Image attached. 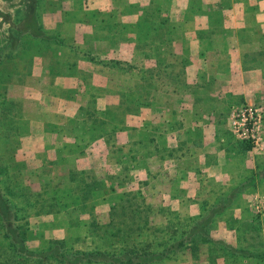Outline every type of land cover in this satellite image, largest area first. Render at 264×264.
Segmentation results:
<instances>
[{"label": "crops", "instance_id": "0c3cea01", "mask_svg": "<svg viewBox=\"0 0 264 264\" xmlns=\"http://www.w3.org/2000/svg\"><path fill=\"white\" fill-rule=\"evenodd\" d=\"M46 4L40 19L47 37L58 42L54 58L76 73L52 76L56 65L44 62L36 49L31 74L6 84L5 97L21 100L26 130L14 156L25 166L95 173L109 192L96 209H109L119 191L145 183L150 204L164 203L181 215L201 213L257 174L256 184L264 181V136L261 150L247 148L232 126L243 105L264 110V0ZM75 52L84 57L71 60ZM147 74L151 88L144 100L138 88L147 84ZM64 90L73 93L68 97ZM88 101L94 103L92 114ZM247 193L242 189L240 195ZM258 195L264 197L263 183L250 197ZM217 230L229 249L201 261L191 258L193 264H262L253 254L233 256L236 227ZM172 261L179 259L160 264Z\"/></svg>", "mask_w": 264, "mask_h": 264}, {"label": "rangeland", "instance_id": "374dc122", "mask_svg": "<svg viewBox=\"0 0 264 264\" xmlns=\"http://www.w3.org/2000/svg\"><path fill=\"white\" fill-rule=\"evenodd\" d=\"M47 2L49 0H38L36 7L39 24L45 35L46 31L41 24L40 12L44 6L49 7L46 4ZM21 7L22 0H0V195L7 198L12 205L16 223L28 249L34 252H42L53 245V241L62 240L67 251L104 250L109 252L122 245L120 238L126 237L125 229L128 227L133 228L130 233H132L134 240L152 243L154 247L165 243L171 237L174 239L179 237L181 230L186 229L192 223V219L204 212L205 208L196 215H181L176 213L175 208L172 209L164 203L162 205L153 203L152 205L148 201L145 183H140L137 184V188L134 187L135 189L119 191L118 198L125 193L128 194L127 199L131 201L121 200L120 202V200L117 201L118 198L116 197L114 203L125 204L126 206L132 203L135 208L146 205L148 210L132 218L127 207L119 209L115 214V223L112 226H107L106 224L110 220V208L98 207L96 209V205L104 203L105 199L103 197L109 192L96 189L101 192V197L97 201L88 200L83 204H78L76 201L78 196L92 191L90 188L85 190L84 187L89 186L94 180H99L95 173L91 174V172L69 167L63 168L62 173L52 166L40 169L28 167L25 166V160L14 156L16 149L20 146L19 134L26 130V122L20 119L21 100L5 97L6 84L22 83L24 78L31 74L33 65L31 54L36 49H39L43 54L44 62L52 66L56 65L50 70L52 76L61 73H76L70 64L67 65L65 61H56L53 46L57 45L58 42L50 37L39 39L27 35L24 36L22 43L12 53H6L7 51L2 50L4 37L7 34L5 32L11 26L16 10ZM75 53V55L69 56L71 60L84 57L77 54V52ZM80 75L83 80L89 77L84 72ZM147 75V84L138 88L141 98L144 100H146L151 88L150 74ZM82 89L93 94L101 92L93 87L83 86ZM72 93L71 90H64L63 92L68 97ZM141 104H145V101H142ZM86 105L87 112L92 114L94 103L88 101ZM89 135L94 136L95 131L90 132ZM49 173L51 174L49 175ZM145 182L147 183V181ZM258 183L264 184V181ZM259 184L245 187L243 191L246 190L247 195L242 197L239 194L229 207L216 215L211 225L213 226L211 236L215 240L222 239L217 230L219 226L237 227L240 234H247V236H250L253 231L247 232L245 226H264V197L261 195H258L257 198L250 197V194L253 190L255 191ZM91 193H94V190ZM259 198L262 200H259ZM215 201L216 199L213 203ZM255 203L259 204V207L256 208ZM84 204L88 205L85 206ZM203 205L205 206V204ZM236 207L246 209L248 214L237 215L235 212ZM251 210H253L252 213H250ZM138 225H143V228L135 230L134 227ZM251 240L250 237L248 240H244L245 242L239 239L238 243L240 246H245V243L251 242ZM211 244L201 245L197 258L193 257L189 251H184L177 253L169 260L179 259L177 263L171 262L174 264H193L191 258L194 261H201L203 256L207 258V256H211L210 254H216ZM254 245L252 250H262L261 243H254ZM0 264L37 263L16 255L8 237L5 236L0 227ZM43 264L58 263L50 260ZM194 264H205V262H194Z\"/></svg>", "mask_w": 264, "mask_h": 264}, {"label": "trees", "instance_id": "16d2710c", "mask_svg": "<svg viewBox=\"0 0 264 264\" xmlns=\"http://www.w3.org/2000/svg\"><path fill=\"white\" fill-rule=\"evenodd\" d=\"M37 3L38 0H22V7L16 10L15 18L11 22L12 24L7 29V32H5V34H7L4 37L5 40L2 50L7 51L6 53H12L15 51L22 43L24 36L28 35L39 39L47 38L45 32L39 24L38 13L36 11ZM133 100L134 99L130 102H133ZM246 147L251 148V145L247 144ZM256 177V180L253 178L252 182L241 184L232 189L229 193L219 196L214 203L205 207L204 212H202L195 219H192V223L188 225L186 229L181 230L179 237L175 239L171 237L170 240L167 239L165 243L158 244L155 247L152 243L150 244L149 242L137 241L136 239L134 240L132 233H130L133 228L128 227L125 229L126 237L120 238L122 245L109 252H105L104 250L67 251L64 241L62 240L53 241V245L45 251L34 252L26 246L24 237L22 236L19 226L16 223L15 212L12 205L7 198L1 195L0 227L13 246L15 254L19 257H23L25 260H32L37 264H43L50 260H54L58 264H160L161 262L171 259L177 253L184 251H189L193 257L197 258L201 245L205 243H212L211 245L213 247V251H215L216 254L220 251V249H229L228 246H225L221 240H215L211 236L213 228V226H211L212 222L217 214L221 213L233 203L242 189L250 184L251 186L256 185V181L259 179L258 174ZM104 186V182L94 180L89 186L84 187L85 190L90 188L92 190L91 192L94 190V193H84L81 196H78L76 201L78 204H83L88 200L93 202L97 201L101 197V192L96 189L102 190ZM127 196L128 194L124 193L119 196L117 201H131L130 199H127ZM141 202L143 201L141 200ZM84 205L87 206L88 204ZM125 207L129 209V215L132 218H135V215H140L148 210L146 205L135 208L132 206V203H129L127 206L125 204L113 203L110 206V220L106 225L112 226V224L115 223L114 220L117 210L124 209ZM142 226L143 225L135 226L134 229L137 230L138 228H143ZM117 229L122 230L121 228ZM260 229V226L245 227L247 232L250 230L254 232H252L250 236H247V234H240L239 229L237 228L239 239L246 241L250 237L252 240L251 242L245 243V246H240L238 243V248L233 247L234 257H238L240 255L252 256L253 254L259 263L264 264V238H258L260 234H257ZM254 243H261L262 250H252L253 246H255ZM210 255L213 256L215 254ZM238 262L239 261H236L235 264H239Z\"/></svg>", "mask_w": 264, "mask_h": 264}, {"label": "built area", "instance_id": "2783aa9c", "mask_svg": "<svg viewBox=\"0 0 264 264\" xmlns=\"http://www.w3.org/2000/svg\"><path fill=\"white\" fill-rule=\"evenodd\" d=\"M232 126L238 139L252 148H263L264 110L257 105H243L234 114Z\"/></svg>", "mask_w": 264, "mask_h": 264}]
</instances>
